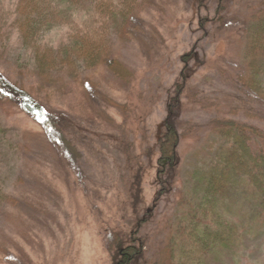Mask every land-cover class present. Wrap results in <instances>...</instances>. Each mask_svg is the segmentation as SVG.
Returning a JSON list of instances; mask_svg holds the SVG:
<instances>
[{"label": "rangeland", "instance_id": "rangeland-1", "mask_svg": "<svg viewBox=\"0 0 264 264\" xmlns=\"http://www.w3.org/2000/svg\"><path fill=\"white\" fill-rule=\"evenodd\" d=\"M17 4L18 0H0V7ZM263 6L264 0H233L228 26L209 33L203 19L216 18L218 5L208 12L200 10L199 0H156L151 11L142 14V32L127 41L116 39V54L131 70L130 84L124 85L108 69L88 72L85 78L94 79L96 91L43 82L33 53L14 33L0 48V79L45 106L60 103L54 114L75 119L67 132L84 158L77 162V171L58 137L26 113L21 97L7 92L4 96L0 89V195L6 198L0 205V264H114L109 231L135 225L128 208L129 182L140 162L148 163V149L161 141L170 99L186 68L183 58L198 51L203 66L185 100L183 132L191 123L201 130L183 148L179 190L171 200L166 196L158 201L161 190L155 173L148 184L152 206L158 201L161 207L158 220L145 229L152 237L150 260L157 263L167 251L179 203L196 189L195 173H203L216 156L209 125L229 116L264 129V108L253 106L251 112L258 118L249 114L247 104L253 102L239 88L241 77L247 76L246 33ZM59 36L54 32L48 39L57 44ZM204 97L214 100L216 107L207 109L210 104L201 101ZM115 101L134 103L130 122L109 106ZM119 125L127 128L129 141L123 140ZM238 204L230 218L247 221V201L240 198ZM166 258L169 264V253ZM208 264H264V229L249 233L232 251H220Z\"/></svg>", "mask_w": 264, "mask_h": 264}, {"label": "trees", "instance_id": "trees-1", "mask_svg": "<svg viewBox=\"0 0 264 264\" xmlns=\"http://www.w3.org/2000/svg\"><path fill=\"white\" fill-rule=\"evenodd\" d=\"M155 2L18 0L15 8L0 7V48L17 32L36 59L39 78L60 89L80 85L85 89L95 87L92 91H96L94 79L85 76L88 72L101 74L105 69L112 71L124 85H129L131 70L116 54V42H119L116 39L127 41L128 36L142 32L140 24L145 26L142 14L147 10L150 12ZM199 3L200 10L208 12L218 5L216 18H205L202 24L209 33L212 28L223 32L229 23L233 0H199ZM54 32L60 35L57 44L48 39ZM246 34L247 76L241 77L239 88L253 102L247 104L248 113L258 118L259 115H253L251 111L255 105L264 108V6L253 15ZM183 60L186 68L170 99V116L162 127L161 141L158 147L148 149V163L140 162L129 182L128 208L136 219L135 225L128 230L109 231L108 246L114 255V264H166L168 253L171 256L169 264H208L220 251H232L249 233L257 228L264 229V129L229 116L219 117L208 127L213 140L211 148H218L216 156L203 173H195V191L179 203L168 236L167 251L157 263L150 260L152 237L146 235L145 229L160 217L157 215L161 211L158 201L166 196L171 200L178 192L185 167L183 148L186 140L201 130L191 123L184 133L183 117L185 100L202 70V56L193 51ZM11 85L0 79L4 96L7 92L9 97H21L26 113L36 117L50 136L58 137L67 152L66 159L78 171L77 162L84 154L67 132L75 121L72 115L54 114L60 103L45 106L30 93ZM4 96L1 94L2 100ZM201 101L209 102L207 109L216 107L211 98L204 97ZM133 105L115 101L109 106L123 112L128 123L135 112ZM119 126L124 132V128L127 129ZM122 136L123 140L129 141L127 131ZM154 173L161 192L152 206L148 184ZM240 198L247 201V221L239 216L230 218V215L234 216L231 211L239 205ZM4 199L0 195V205ZM153 207L156 209L152 210Z\"/></svg>", "mask_w": 264, "mask_h": 264}]
</instances>
